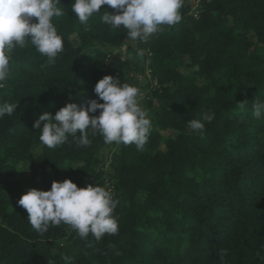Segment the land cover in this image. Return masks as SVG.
<instances>
[{
  "label": "trees",
  "instance_id": "obj_1",
  "mask_svg": "<svg viewBox=\"0 0 264 264\" xmlns=\"http://www.w3.org/2000/svg\"><path fill=\"white\" fill-rule=\"evenodd\" d=\"M73 3L60 0L64 15L52 20L63 39L55 63L30 41L9 54L0 106L17 107L0 116V264H264V117L252 116L253 104L264 103V0L184 2L181 22L146 42L103 23L114 12L108 6L85 30ZM130 43L133 60L114 53ZM105 75L146 89V150L105 144L91 128L90 146L76 145L79 132L54 149L43 145L33 128L39 116L70 102L102 103L94 86ZM206 112L214 120L191 132L188 122ZM65 178L78 187L108 180L119 200L117 235L97 241L65 224L43 235L31 227L19 197Z\"/></svg>",
  "mask_w": 264,
  "mask_h": 264
},
{
  "label": "clouds",
  "instance_id": "obj_2",
  "mask_svg": "<svg viewBox=\"0 0 264 264\" xmlns=\"http://www.w3.org/2000/svg\"><path fill=\"white\" fill-rule=\"evenodd\" d=\"M59 3L60 0H0V88L9 77V54L17 45L24 48L30 41L49 63H55L63 51V39L52 22L53 17L64 15L57 7ZM103 6L114 10L103 14V23L113 28L123 27L131 41L146 42L160 32L162 26L174 27L181 22L184 0H74L71 11L88 30L89 18L99 13ZM137 55L143 57L144 52L140 50ZM94 92L102 103L91 99L85 107L70 102L54 115L48 112L40 115L33 124V128L40 130V142L54 149L64 144L69 134L75 137L79 132L76 145L87 147L92 143L88 138L91 128L92 134L101 135L105 144H134L138 151H145L152 124L148 112L140 106V90L127 83L121 85L119 78L105 75L95 84ZM246 104L243 100L237 107L243 112ZM16 107L17 104L5 103L0 106V116L12 115ZM97 110L99 115L89 114ZM252 116L255 119L264 117V103L253 104ZM214 118V113L206 112L202 120L189 121L188 127L191 132L202 134L204 122L210 124ZM41 122H44L42 127ZM17 204L26 211L31 227L40 235L46 233L49 226L61 224L68 225L82 239L91 234L99 241L106 234L117 235L119 232L113 217L119 200L99 185L78 187L68 178L62 182L53 180L49 190L30 188L19 197ZM226 254L227 249L220 250L221 259ZM62 258L70 261L66 255Z\"/></svg>",
  "mask_w": 264,
  "mask_h": 264
},
{
  "label": "rangeland",
  "instance_id": "obj_3",
  "mask_svg": "<svg viewBox=\"0 0 264 264\" xmlns=\"http://www.w3.org/2000/svg\"><path fill=\"white\" fill-rule=\"evenodd\" d=\"M184 2L192 4L193 0H188V1L184 0ZM134 47H135L134 43H130V48L127 45H123L119 49L114 50V53L115 54H119V55H121L122 57H124V58H126L128 60H133L134 57H133V55L131 53V51H132L131 48H134ZM138 83L140 84V86H145L146 80H144L143 76H139L138 77ZM146 92H147L146 89L145 90H140L139 101H140L141 108L146 110L148 112V114H149V111L145 108V105L142 104V100H143V97L145 96ZM22 183H23V176L21 175V173H19L17 175V177L15 178V184H16V186H20Z\"/></svg>",
  "mask_w": 264,
  "mask_h": 264
},
{
  "label": "built area",
  "instance_id": "obj_4",
  "mask_svg": "<svg viewBox=\"0 0 264 264\" xmlns=\"http://www.w3.org/2000/svg\"><path fill=\"white\" fill-rule=\"evenodd\" d=\"M196 2H199V0H195ZM101 186V187H104L106 190H110L113 194V189H112V186L109 184L108 180H104V182L102 183H99V184H96L94 186Z\"/></svg>",
  "mask_w": 264,
  "mask_h": 264
}]
</instances>
